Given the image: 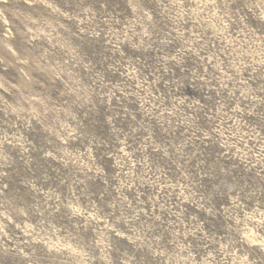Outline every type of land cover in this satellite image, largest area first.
Wrapping results in <instances>:
<instances>
[{"label":"rangeland","instance_id":"374dc122","mask_svg":"<svg viewBox=\"0 0 264 264\" xmlns=\"http://www.w3.org/2000/svg\"><path fill=\"white\" fill-rule=\"evenodd\" d=\"M0 264H264V0H0Z\"/></svg>","mask_w":264,"mask_h":264}]
</instances>
